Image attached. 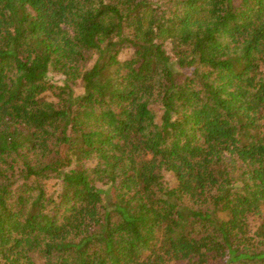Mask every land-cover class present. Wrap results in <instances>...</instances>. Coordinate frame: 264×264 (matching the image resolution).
Returning a JSON list of instances; mask_svg holds the SVG:
<instances>
[{
    "label": "trees",
    "instance_id": "16d2710c",
    "mask_svg": "<svg viewBox=\"0 0 264 264\" xmlns=\"http://www.w3.org/2000/svg\"><path fill=\"white\" fill-rule=\"evenodd\" d=\"M0 264H264V0H0Z\"/></svg>",
    "mask_w": 264,
    "mask_h": 264
},
{
    "label": "rangeland",
    "instance_id": "374dc122",
    "mask_svg": "<svg viewBox=\"0 0 264 264\" xmlns=\"http://www.w3.org/2000/svg\"><path fill=\"white\" fill-rule=\"evenodd\" d=\"M128 55V52H123L122 54H121V57H124V56H127ZM53 79L55 80V79H57V76H53ZM56 181L55 180H49L48 182H47V184L49 185V188L50 189H57L58 188V185L56 186V184L57 183H55ZM98 186L100 187V188H104V186H102L101 184H98ZM251 224H254V223H251Z\"/></svg>",
    "mask_w": 264,
    "mask_h": 264
}]
</instances>
